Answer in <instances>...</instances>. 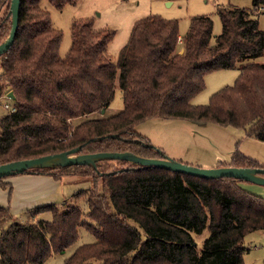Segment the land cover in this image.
Listing matches in <instances>:
<instances>
[{
  "label": "trees",
  "instance_id": "16d2710c",
  "mask_svg": "<svg viewBox=\"0 0 264 264\" xmlns=\"http://www.w3.org/2000/svg\"><path fill=\"white\" fill-rule=\"evenodd\" d=\"M6 1L0 43L11 31V0ZM42 1L21 0L15 41L0 56V94L13 90L17 98L0 119V165L75 148L82 154L164 158L168 155L136 130L153 119L215 124L264 142V30L259 20L264 0H252L251 8L217 6L222 31L215 45L208 15L193 17L182 38L178 20L139 19L117 61L108 52L116 32L95 27L93 19L74 20L71 47L61 56L63 32L54 27ZM46 1L62 10L80 0ZM226 70H239L234 84L212 94L208 104H192L205 90L206 76ZM117 81L123 110L75 124L106 112ZM222 166L264 169L238 151ZM25 174L91 185L34 209V217L49 212L50 221L23 223L0 206V264H45L79 240L80 227L96 242L81 245L64 264H245V237L264 230V198L234 178L206 179L122 160L16 175ZM13 176L0 178V187L12 188L5 180ZM205 230L209 236L199 251L197 236Z\"/></svg>",
  "mask_w": 264,
  "mask_h": 264
},
{
  "label": "rangeland",
  "instance_id": "374dc122",
  "mask_svg": "<svg viewBox=\"0 0 264 264\" xmlns=\"http://www.w3.org/2000/svg\"><path fill=\"white\" fill-rule=\"evenodd\" d=\"M4 1L0 3V22L8 10V2L6 1L7 3L5 2L4 4ZM220 5L251 8L253 2L252 0H80L77 4L67 5L62 10L57 9L46 0H43L41 3L42 8L51 14L54 27L63 32V40L59 50L61 56H65L71 47V27L74 20L93 19L95 27H109L116 32L113 41L108 47V52L114 61H117L120 51L128 43L135 22L139 19L154 15H159L165 19L178 20L180 34L182 35L187 33L193 17L208 15L214 21V32L211 44L215 45L216 38L222 31L221 20L217 13V6ZM259 20L260 28L264 30V11L260 13ZM260 62H264V57ZM1 73L2 63L0 59V75ZM238 75L239 70L217 71L207 75L205 90L193 99L192 104H208L212 94L228 85H233ZM226 76L230 77L226 78ZM7 94V92L0 94V119L11 112L14 107L12 100L7 97ZM123 108V94L118 87L117 81L115 97L106 112L79 118L75 121V124H79L90 118L111 117L122 111ZM203 125L207 124L186 120L153 119L152 121L138 125L136 130L139 134L147 137L154 146L162 149L167 155H172H168L169 157L184 164L203 167L207 162L200 163L203 160H198V155L208 158L222 154V158L225 159L228 156L226 153L231 149V146L233 145L234 147L231 141H227L225 138H219L218 135L215 136L209 128H202L201 126ZM217 128L221 129L223 127L219 126ZM235 132L242 131L235 130ZM236 147H239V144ZM236 147L232 157L236 153ZM182 153L187 154L185 159L177 156ZM244 153L250 156V158L259 157L264 161V153H258L253 148H249ZM6 180L5 182H7ZM242 185L247 191L264 198V186L253 185L248 182L242 183ZM0 189L2 191L9 190L7 192L8 195L9 192H11L10 194L13 193V186L10 188L8 185L7 187H0ZM80 204L83 210L87 212V206L83 202H80ZM35 208L34 205L28 204L24 210H21L19 213L13 212L12 214L15 216V220L23 223L29 221L37 222L39 220L50 221L52 219L49 212H44L34 217ZM79 233L80 238L75 244L70 246L65 252L53 255L45 264H64L65 260L81 245L96 242L94 235L86 229L80 227ZM208 236V230H205L201 235L197 236L199 251H201L203 242ZM244 245L247 248L244 255L245 264H264V230L249 233L245 237Z\"/></svg>",
  "mask_w": 264,
  "mask_h": 264
},
{
  "label": "water",
  "instance_id": "95a60500",
  "mask_svg": "<svg viewBox=\"0 0 264 264\" xmlns=\"http://www.w3.org/2000/svg\"><path fill=\"white\" fill-rule=\"evenodd\" d=\"M20 7L21 0H11L9 10V16L11 17V31L6 39L0 43V56L6 53L15 41L19 28ZM180 53H184V49H182ZM7 97L12 101L17 100L13 90L8 92ZM101 160H122L139 167L162 168L206 179L234 178L254 185L264 186L263 168H238L233 166L203 168L184 164L183 162L177 161L169 156H165L164 158H148L136 155L132 152H99L82 154L80 153V148H75L54 155L2 164L0 165V178L23 174L35 169L60 168L72 165L96 166L97 162Z\"/></svg>",
  "mask_w": 264,
  "mask_h": 264
},
{
  "label": "crops",
  "instance_id": "0c3cea01",
  "mask_svg": "<svg viewBox=\"0 0 264 264\" xmlns=\"http://www.w3.org/2000/svg\"><path fill=\"white\" fill-rule=\"evenodd\" d=\"M1 1L4 0H0V3ZM184 36L185 35L180 34V38ZM228 77L230 76H226V78ZM201 127L209 128L214 133L215 136L218 135L219 138H223V139L225 138L227 139V141H231L232 144H234V147L232 145L231 149L226 153L228 156L225 157V159L222 158L223 156L222 154L214 155L208 158H204L203 156L198 155L197 159L203 160L200 163L207 162L203 166L204 168L221 167L223 164L229 163L232 159V154L235 150V147L238 144L239 147H236V152L238 151L246 157H250L248 155H245L244 153V151H248L249 148L250 149L253 148V150H255L258 153L260 152L264 153V151H262L264 150V142L247 137L244 131L242 130H240L242 132H235L236 129H232V128L223 127L220 129L217 128L219 126L218 125L215 126V124H207ZM168 155L172 156L171 154ZM177 156L179 158L185 159L187 154L182 153ZM253 159L257 160L259 163L264 165L263 159L259 157ZM8 179L6 181L12 184L13 193L10 194L11 192H9L8 195L7 192L9 190L2 191L0 189V206L9 207L11 213L13 212L19 213L21 210H24L28 206V204H32L35 207H38L49 203L61 202L69 198L74 192L80 190L81 188L82 189L89 188L91 185L90 182H79L75 178L72 179L67 178L63 181H57L51 176L42 175V174L16 175L13 176V178H8Z\"/></svg>",
  "mask_w": 264,
  "mask_h": 264
}]
</instances>
